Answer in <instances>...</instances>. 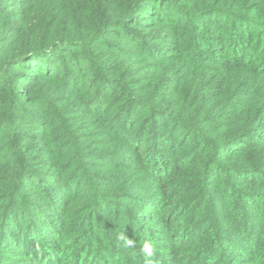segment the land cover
I'll use <instances>...</instances> for the list:
<instances>
[{"label":"trees","instance_id":"16d2710c","mask_svg":"<svg viewBox=\"0 0 264 264\" xmlns=\"http://www.w3.org/2000/svg\"><path fill=\"white\" fill-rule=\"evenodd\" d=\"M144 241L264 264V0H0V264Z\"/></svg>","mask_w":264,"mask_h":264},{"label":"clouds","instance_id":"9594fccd","mask_svg":"<svg viewBox=\"0 0 264 264\" xmlns=\"http://www.w3.org/2000/svg\"><path fill=\"white\" fill-rule=\"evenodd\" d=\"M117 240L123 242V246L125 247H136V241L133 238H129L125 233H120L117 236ZM140 252L145 256V264H156L155 255L156 251L152 245L151 241H144L142 243V247L140 248Z\"/></svg>","mask_w":264,"mask_h":264}]
</instances>
